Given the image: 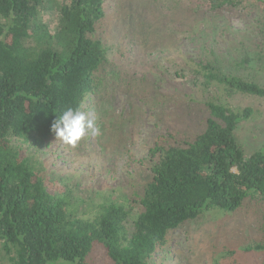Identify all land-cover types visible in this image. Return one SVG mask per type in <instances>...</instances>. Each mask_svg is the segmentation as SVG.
Listing matches in <instances>:
<instances>
[{
  "label": "trees",
  "instance_id": "16d2710c",
  "mask_svg": "<svg viewBox=\"0 0 264 264\" xmlns=\"http://www.w3.org/2000/svg\"><path fill=\"white\" fill-rule=\"evenodd\" d=\"M231 5L210 0L209 8ZM105 16L104 0H0V257L14 264H81L97 247L113 264H149L182 223L264 198V149L247 156L237 136L252 109L230 105L236 95L264 98V87L213 61L199 63L193 80L220 96L204 103L209 116L191 140L151 148L139 211L107 194L85 208L48 188L43 163L22 148L59 141L58 115L86 108L109 62L97 34ZM259 53L264 66V47Z\"/></svg>",
  "mask_w": 264,
  "mask_h": 264
},
{
  "label": "rangeland",
  "instance_id": "374dc122",
  "mask_svg": "<svg viewBox=\"0 0 264 264\" xmlns=\"http://www.w3.org/2000/svg\"><path fill=\"white\" fill-rule=\"evenodd\" d=\"M209 3L104 0L106 16L97 34L109 62L85 108L95 114L101 135L75 148L60 140L32 151L22 144L23 154L34 153L43 163L50 190L69 191L85 208L107 194L139 211L137 193L150 180L151 148L191 140L209 116L204 103L220 96L193 80L199 63L213 61L264 87L258 55L264 47V0H234L218 11ZM230 105L252 109L237 130L245 154L264 149V98L236 95ZM167 238L149 264H264V198L250 197L233 212L205 210ZM0 264L14 263L2 252ZM81 264L113 262L97 247Z\"/></svg>",
  "mask_w": 264,
  "mask_h": 264
},
{
  "label": "clouds",
  "instance_id": "9594fccd",
  "mask_svg": "<svg viewBox=\"0 0 264 264\" xmlns=\"http://www.w3.org/2000/svg\"><path fill=\"white\" fill-rule=\"evenodd\" d=\"M51 131L56 139L73 148L77 147L82 140L101 135L95 114L86 111L84 105L68 107L54 120Z\"/></svg>",
  "mask_w": 264,
  "mask_h": 264
}]
</instances>
